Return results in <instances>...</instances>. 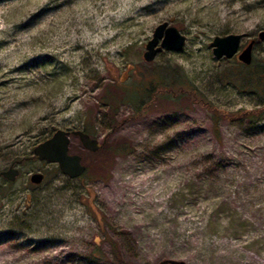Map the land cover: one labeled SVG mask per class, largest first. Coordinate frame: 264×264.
I'll return each instance as SVG.
<instances>
[{"label":"rangeland","instance_id":"1","mask_svg":"<svg viewBox=\"0 0 264 264\" xmlns=\"http://www.w3.org/2000/svg\"><path fill=\"white\" fill-rule=\"evenodd\" d=\"M164 21L184 49L148 62ZM262 29L264 0H0V264H264L262 103L210 46L241 34L264 65ZM57 129L100 141L70 136L76 179L33 155Z\"/></svg>","mask_w":264,"mask_h":264},{"label":"water","instance_id":"2","mask_svg":"<svg viewBox=\"0 0 264 264\" xmlns=\"http://www.w3.org/2000/svg\"><path fill=\"white\" fill-rule=\"evenodd\" d=\"M258 41H264V29L259 31ZM241 34L229 33L228 35H217L210 42L212 46V53L216 59H229L236 56L239 62L245 65H250L253 60V50L256 45V40L251 39L246 46L241 48ZM186 37L182 35L178 28L174 25H169L166 21L161 22L154 29L152 38L145 45V52L143 59L151 62L154 57L163 49L168 51H182L184 49ZM76 134L81 142L83 148L92 152L98 151L101 148L100 141L92 138L89 133L75 129L73 132L68 130L57 129L52 135L37 144L33 149V155L39 160L47 162H56L61 172L76 179L85 172L86 166L81 162V155L79 153H70V134ZM19 175V169L13 165L9 169L2 170L0 176L7 180H15ZM31 183L39 184L43 181V174L34 172L29 177ZM160 264H185L184 261L163 260Z\"/></svg>","mask_w":264,"mask_h":264},{"label":"trees","instance_id":"3","mask_svg":"<svg viewBox=\"0 0 264 264\" xmlns=\"http://www.w3.org/2000/svg\"><path fill=\"white\" fill-rule=\"evenodd\" d=\"M235 64L236 68L234 70L222 74L223 79L238 90L244 89L250 91V93L255 92L258 94L262 108L247 111L246 116L253 123L264 120V65L257 64L254 58L250 65H245L238 60Z\"/></svg>","mask_w":264,"mask_h":264},{"label":"bare ground","instance_id":"4","mask_svg":"<svg viewBox=\"0 0 264 264\" xmlns=\"http://www.w3.org/2000/svg\"><path fill=\"white\" fill-rule=\"evenodd\" d=\"M150 196L151 195L149 192H145L142 196V199H140V203L145 204L147 201H149ZM153 212H155L156 217H158V215H161L164 219H165L164 216L168 214V212L166 211V208L163 206H160V208L157 207V209H154ZM136 219H140V218L137 216Z\"/></svg>","mask_w":264,"mask_h":264},{"label":"flooded vegetation","instance_id":"5","mask_svg":"<svg viewBox=\"0 0 264 264\" xmlns=\"http://www.w3.org/2000/svg\"><path fill=\"white\" fill-rule=\"evenodd\" d=\"M68 131L73 132V130H68ZM87 133H88V132H87ZM71 135H72V136H77L76 134L74 135L73 133H71L70 136H71ZM70 136H69V137H70ZM77 137H78V136H77ZM78 139H79V138H78Z\"/></svg>","mask_w":264,"mask_h":264}]
</instances>
